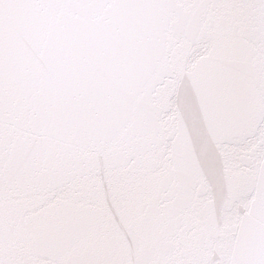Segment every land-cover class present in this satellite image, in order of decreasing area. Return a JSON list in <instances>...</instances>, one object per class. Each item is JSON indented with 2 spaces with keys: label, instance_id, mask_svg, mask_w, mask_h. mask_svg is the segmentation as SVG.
Returning a JSON list of instances; mask_svg holds the SVG:
<instances>
[{
  "label": "water",
  "instance_id": "95a60500",
  "mask_svg": "<svg viewBox=\"0 0 264 264\" xmlns=\"http://www.w3.org/2000/svg\"><path fill=\"white\" fill-rule=\"evenodd\" d=\"M0 264H264V0H0Z\"/></svg>",
  "mask_w": 264,
  "mask_h": 264
}]
</instances>
